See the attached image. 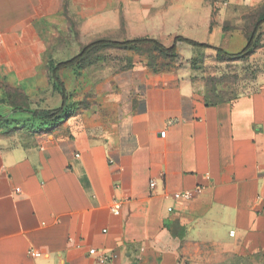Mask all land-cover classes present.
Returning <instances> with one entry per match:
<instances>
[{"label": "crops", "instance_id": "crops-1", "mask_svg": "<svg viewBox=\"0 0 264 264\" xmlns=\"http://www.w3.org/2000/svg\"><path fill=\"white\" fill-rule=\"evenodd\" d=\"M259 6L264 0H0V115L13 114L10 94L37 110L63 105L52 72L68 60L51 57L61 51L51 38L71 20L104 32L107 19H124L131 36H182L236 53L248 39L227 21ZM228 36L238 37L236 52L224 47ZM138 57L112 83L68 95V118L0 122V264H102L92 248L117 255L105 264H192L207 244L264 251V86L210 102ZM71 73L57 72L67 91ZM186 191L190 198H176Z\"/></svg>", "mask_w": 264, "mask_h": 264}, {"label": "rangeland", "instance_id": "rangeland-1", "mask_svg": "<svg viewBox=\"0 0 264 264\" xmlns=\"http://www.w3.org/2000/svg\"><path fill=\"white\" fill-rule=\"evenodd\" d=\"M252 6L256 8V5ZM257 16L258 18L255 19ZM263 16L264 6L261 8L259 6L255 12L243 9L242 13L235 15L232 21H227L226 30H240L244 33L245 38H249L256 22ZM96 23V21L90 22L88 27H81V22L71 20L67 27L64 26L59 31L55 30L53 32L55 35L51 40H57V43L61 45V51L52 53L51 57H57V60H71L77 57L88 43L101 39L127 41L137 38H152L166 46H171L174 41V37L126 34L132 27L131 22L124 19H107L104 32L101 31V27L96 26ZM83 30L84 33H82ZM194 38L204 39L201 36H194ZM224 39L226 40L224 47H228V44L232 43L231 47H228L231 52H236L235 50L239 49L238 37L228 36ZM47 40H50V37ZM137 55H140V58H137L140 59L139 61L150 65L147 66V70L152 74L176 75L187 82L195 93L210 102L234 99L253 93L264 86V25H262L256 34L252 49L238 59L228 58L213 49L197 48L185 43L178 45L177 54L172 57L159 54L150 44L135 45L129 50L95 47L80 63L72 67L69 79H72L74 83L69 84L67 79L69 96L79 99L82 97V91H91L90 93H92L97 88L99 81L112 83L120 72L132 69L129 64L134 62L133 57H137ZM25 107L32 111L37 110V105L33 101H25ZM191 263L264 264V251L248 253L242 249L240 244L236 243L207 244L201 248L199 256L191 260Z\"/></svg>", "mask_w": 264, "mask_h": 264}, {"label": "trees", "instance_id": "trees-1", "mask_svg": "<svg viewBox=\"0 0 264 264\" xmlns=\"http://www.w3.org/2000/svg\"><path fill=\"white\" fill-rule=\"evenodd\" d=\"M262 25H264V16L261 17L256 22L250 37L247 38L248 39L247 46L239 53H228L221 48L210 46L204 43H199L197 41H194V40L182 37V36H176L171 46H166L163 43L159 42L158 40L152 39V38H137L134 40H127V41H113V40H105V39L95 41L93 43L86 45V47L82 49L81 53L77 57L71 60L65 61V62H61L57 65L56 69H53V72H52L53 79L56 82L63 96V105L60 108L55 109V110L32 111L25 107V101H28V100L23 99L22 96H20V98L18 99L16 96L10 94L8 106L11 108V111L13 114H11V117H5V118L1 117L0 115V122L4 124L16 123L15 118L17 117V114H19L20 117L25 116L27 123L33 120H37V119L48 121V122H53V121L58 122V121H61L62 119L70 117L73 110H71L72 108L67 105V102H68L67 97L69 94L67 92L64 82L58 76L57 72L60 69L69 68V67H73L77 65L95 47H98V46L112 47V48H117V49L129 50L131 49V47L135 45L150 44L153 46V49L159 54L172 57V56H176L178 45L180 43H185L190 46L197 47V48L213 49L217 51L219 54L225 55L228 58L238 59L252 49L256 34ZM137 56L140 57V55H137ZM147 66L149 67L150 65L147 63ZM0 102L5 103L6 101H0ZM28 117L29 119H27Z\"/></svg>", "mask_w": 264, "mask_h": 264}, {"label": "built area", "instance_id": "built-area-1", "mask_svg": "<svg viewBox=\"0 0 264 264\" xmlns=\"http://www.w3.org/2000/svg\"><path fill=\"white\" fill-rule=\"evenodd\" d=\"M245 1H253V0H245ZM150 187H151V189H154L156 187V182L155 181H151ZM191 196H192V193L190 191H186V192H184V193H182L180 195H176V198L188 199ZM121 208H122V202L116 201V200L113 202V204L111 206V209H112V211L115 214H120ZM104 232H106V231H104ZM231 234L234 235V232H232ZM29 254L32 257H35V258H38V257L42 256V253L37 251V250H35V249L30 250ZM89 255L96 257L97 260L99 261V263H102V264H105V263L117 258L116 254H110V253H107V252L99 254L97 249H95V248H92V249L89 250Z\"/></svg>", "mask_w": 264, "mask_h": 264}]
</instances>
